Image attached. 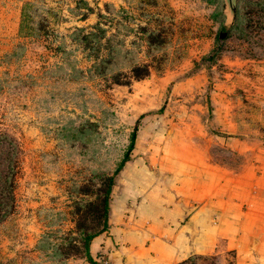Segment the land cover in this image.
<instances>
[{
  "label": "rangeland",
  "instance_id": "obj_1",
  "mask_svg": "<svg viewBox=\"0 0 264 264\" xmlns=\"http://www.w3.org/2000/svg\"><path fill=\"white\" fill-rule=\"evenodd\" d=\"M245 6L248 0H0V171L14 180L11 211L0 220V264H91L57 244L78 222H92V206L78 211L95 199L84 184L95 188L97 172H111L124 152L127 161L142 157L135 163L144 173L164 174L167 164L156 167L152 157L167 149L175 159L201 154L224 176V203H212L221 214L210 219L223 227L212 251L190 254L207 258L189 264H264V22L248 38L232 32L236 7L244 13ZM124 15L132 26L121 30L126 47L140 62L154 54L161 68L130 84L89 76L93 53L71 33L98 19L115 32ZM138 24L159 28L164 43L148 51ZM69 61L86 75L70 74ZM87 120L96 122L90 142L66 138L68 127ZM121 172L90 256L99 264H161L134 261L127 225L112 221ZM41 239L51 245L38 247Z\"/></svg>",
  "mask_w": 264,
  "mask_h": 264
},
{
  "label": "crops",
  "instance_id": "obj_2",
  "mask_svg": "<svg viewBox=\"0 0 264 264\" xmlns=\"http://www.w3.org/2000/svg\"><path fill=\"white\" fill-rule=\"evenodd\" d=\"M170 152L167 149L152 157L156 167L167 164L164 174L144 173L135 163L141 156L122 167L119 182L123 190L119 187L122 192L115 193L111 216L114 225L118 221L127 225L125 248L134 261L165 264L191 253H207L223 227L220 221L210 222L213 213L221 214L212 203L223 202L224 176L217 166L201 154L175 159L167 155Z\"/></svg>",
  "mask_w": 264,
  "mask_h": 264
},
{
  "label": "trees",
  "instance_id": "obj_3",
  "mask_svg": "<svg viewBox=\"0 0 264 264\" xmlns=\"http://www.w3.org/2000/svg\"><path fill=\"white\" fill-rule=\"evenodd\" d=\"M106 7L111 4L106 3ZM246 12L240 13L241 7H236L234 24L231 27L232 32L238 33L241 37H250L253 33L258 32L263 28L264 22V0H248ZM119 12L125 11L124 7H120ZM100 17L104 20L109 19L108 16L99 12ZM127 15L124 18L116 19V31L111 32L102 21L98 19L90 29L86 30L83 27H76L71 33L81 43L82 47L93 53L91 64L86 68V71L91 77H98L107 83H126L130 84L133 79H141L150 74L151 69H159L160 64H153L156 56L152 53L150 62H140L133 54V49L126 47L124 38H122L121 30L131 29ZM137 28L141 31L140 39L147 45V50H154L164 43L159 28H150L146 24H138ZM152 61V63H151ZM70 64V61H69ZM85 71L70 64V74L78 76ZM65 133L67 139H78L80 142L86 144L90 142L96 133V122L87 120L84 123H79L67 128ZM129 147L133 142V135H131ZM129 152H124L121 159L117 162L116 166L111 172H97L99 182L95 188L89 186L88 183L84 184L86 191H95V199L81 202L78 208L81 211L89 206L93 207L92 222L79 223L76 225L75 234H67L64 240L58 242L64 246L65 250L61 253L65 256L70 252H81L88 256L91 264H99L90 256V242L94 236L103 231L108 226V214L110 209L109 197L115 183V177L124 166L125 162L129 159ZM13 178V177H12ZM91 177L90 179H92ZM14 180L4 175L0 171V220L9 214L11 211L12 200L14 199ZM87 193V192H86ZM11 205V206H10ZM50 242L45 239L39 241L38 247H49ZM63 248V247H62ZM197 258H207L205 255L193 254L185 259L174 264H189L194 262Z\"/></svg>",
  "mask_w": 264,
  "mask_h": 264
},
{
  "label": "water",
  "instance_id": "obj_4",
  "mask_svg": "<svg viewBox=\"0 0 264 264\" xmlns=\"http://www.w3.org/2000/svg\"><path fill=\"white\" fill-rule=\"evenodd\" d=\"M232 10L234 11V9H233V8H232ZM220 35H222V36H223V35H225V33H224V32H222Z\"/></svg>",
  "mask_w": 264,
  "mask_h": 264
}]
</instances>
